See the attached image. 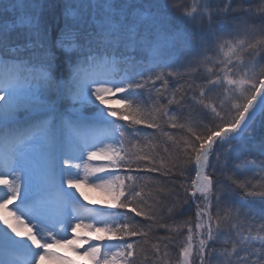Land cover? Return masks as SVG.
<instances>
[{
  "label": "snow or ice",
  "instance_id": "6c2138e0",
  "mask_svg": "<svg viewBox=\"0 0 264 264\" xmlns=\"http://www.w3.org/2000/svg\"><path fill=\"white\" fill-rule=\"evenodd\" d=\"M208 64L224 68L201 72ZM118 97L120 106H112ZM0 101V264H43L45 257L75 264L53 248L79 250L81 237L68 236L81 228L116 242L104 251L88 244L82 254L95 264L116 257L133 264L132 238L147 244L154 228L137 218L157 219L144 198L154 181L142 179L153 173L167 179V191H156L171 199L169 219L197 208L198 247L189 227L183 264L193 256L197 264H264V135L254 136L257 121L264 127V0H0ZM172 105L184 123L169 115ZM161 119L185 135L163 131ZM140 125L170 140L172 151L153 154L147 136L149 151L140 148ZM97 129L118 147L89 144ZM126 132L135 151L124 147ZM95 160L105 163L93 167ZM112 166L135 172L132 183L117 177L113 186ZM188 171L195 178L184 183ZM89 176L115 204L84 203L80 187ZM244 197L259 198L260 208ZM172 239L159 238L165 248ZM151 247L160 264V245Z\"/></svg>",
  "mask_w": 264,
  "mask_h": 264
},
{
  "label": "trees",
  "instance_id": "16d2710c",
  "mask_svg": "<svg viewBox=\"0 0 264 264\" xmlns=\"http://www.w3.org/2000/svg\"><path fill=\"white\" fill-rule=\"evenodd\" d=\"M228 39H231V37H227ZM240 38H244V37H240ZM235 42V41H233ZM226 52V49L224 50ZM251 51V50H249ZM211 55L213 56L214 59L217 60H225V56L223 54V52H218V51H213L211 53ZM244 59L245 60H249L250 57L248 55V52L244 53ZM235 62V61H234ZM229 67H231L229 65ZM206 68H212L213 71L215 72H219L220 68H224V65L221 64L220 68L215 67L213 64H208L206 67H201V72H204L206 70ZM223 74V73H222ZM193 79H195V77H193ZM200 81L197 80V83H199ZM171 83V82H170ZM181 84L184 83L183 80L180 81ZM157 87H159V82H157ZM172 87H175V85H172ZM193 95V93L191 91H187V97H191ZM186 97V99H187ZM179 94H177V99H179ZM223 98V97H221ZM167 100L168 98H162L160 100V103L162 104H167ZM188 107H195V105H189ZM175 114L178 119H177V123H184V120L182 118L181 113L176 112L175 110V105L170 106V110H169V115H173ZM234 114V113H233ZM161 124L163 126V131L165 132H170L171 135L173 137H175L176 139H179L180 137L184 136L185 133L184 131H182L179 128L176 129H172L170 124L166 123V121L164 119H161ZM126 122L123 121H118V126L120 127L121 125L125 124ZM138 129H144V131L140 132V141H139V147L143 148L145 151H149L148 148V140L151 141L152 145H155L156 148L153 150V154L159 153L160 156H165L166 154L163 152L162 147L163 146H167L169 148V151H172V144L170 140H166L165 137H163L162 135H160V133H158L156 130L153 129H147L146 126L140 125L137 126ZM261 135H264V127H261L260 122L257 121V124L254 126V136L255 138L258 140ZM148 137V140L144 139V137ZM125 141L127 144V149H130L131 151H135V147H133V145H135L136 141L133 138L131 133L126 132V136H125ZM159 162V161H157ZM119 170H121L123 172V174H126V180H125V184H130L132 183L130 180L127 179V177L129 175H136L135 172H131L129 173L127 168H119ZM195 178V173L192 171H188L185 173V179H184V183H188L190 182L191 179ZM142 179L144 181L147 180H152L154 181L153 184L148 185L147 187H145L144 192H145V200L147 201V204L145 206V210L148 211L150 207L155 206V210L157 212V219L155 221H144L143 217H138L136 222H143L141 224V226L143 227L144 224H152L154 225L153 231L149 232V236L145 237L144 239L148 240L149 243L144 244L143 240H141L140 238H132V240L137 241V256H136V260L133 261V264H153V262L155 261V256L153 255V251H152V244H159L160 248H161V253L160 255L163 257V261L160 262V264H183L182 261V257L180 256V248L185 246L187 244V236H188V228L191 227V233H192V243L194 246V250L195 248L198 247V240H199V234H198V228H197V217H196V212H197V208L195 207V205H193L191 208H189L187 211L184 212V214L182 216H176L173 219H169L168 218V207L171 206V199L168 198L166 195H162V194H158L156 189L160 188V187H165V185L167 184V179L166 178H162L159 174L153 173V174H149V175H144L142 177ZM141 181L138 180L137 183H140ZM137 191H139V188L137 189ZM167 191V188L165 187V192ZM181 194V199H187L188 197L183 193V189H179L178 190ZM151 193V195H148V193ZM245 201L252 207V209L258 210L260 208V201L259 198H250V197H244ZM199 203L201 204V207H203V202L199 201ZM125 210H122L120 212H123ZM213 216H215V206H213ZM188 221V224H185L184 222ZM260 219L258 217L257 220V225L259 226L260 223ZM167 225L168 228L172 229L171 232L166 231L164 228H156L155 225ZM180 225V232L177 233L175 231L176 226ZM240 227H247L246 225L241 226L238 225V229ZM145 231H147L148 229L145 228ZM165 236H172L173 239L171 240V242H168V247L165 248L164 247V242H161L159 240L160 237H165ZM144 247L145 252L143 255H141L140 253V247ZM164 253H167V255L165 256ZM147 257L148 259L145 260L144 257ZM192 264H197V261L195 259V256H193L192 258Z\"/></svg>",
  "mask_w": 264,
  "mask_h": 264
},
{
  "label": "rangeland",
  "instance_id": "374dc122",
  "mask_svg": "<svg viewBox=\"0 0 264 264\" xmlns=\"http://www.w3.org/2000/svg\"><path fill=\"white\" fill-rule=\"evenodd\" d=\"M119 99L120 97H118L116 100H113L111 102L112 106L119 107L120 106ZM0 103L2 104L3 101H0ZM85 114L91 115V111L86 109ZM117 127H119L118 124H117ZM105 135H106V132L104 129H97V131L92 136H90L89 144L98 145L100 148H106L109 145H111L114 148L118 147V145H116L114 141L106 140ZM101 140H103L104 143H100ZM124 147L127 149L126 141H125ZM87 150H96V148L92 147ZM0 151H2V149H0ZM86 160H87V156L85 152V161ZM73 163H81V161L77 160V161H73ZM103 163H105V161L95 160L91 162V165L95 167ZM109 171L113 173L112 176L108 177V179H111L113 181V186H115V184L118 183L117 177L119 178V180H122L125 183L126 174L125 173L123 174V172L119 170V168L112 166L109 168ZM100 175H103V174L101 173ZM9 179H11V177H9ZM80 191H82L84 196L87 197V200L84 201V203L88 204L89 208L99 209L102 207H108L109 205L116 203L114 194L112 192L106 191L103 188L95 187L91 176H89V179L87 180V182L81 183ZM14 203H18V201ZM9 210H14L12 205H9ZM112 211L115 212L117 210L112 209ZM119 211H122V210H119ZM89 222L91 221H88V220L85 221V223H89ZM97 227H100V225L98 224ZM199 233H200V229H198V234ZM72 235H78L81 237V240L77 242L78 244H81V247L79 248V250L74 249L71 246L65 245V246L54 247L53 251L58 253L60 256L70 258L72 261L75 262V264H95V261H93L91 257L84 256L82 254L83 250L88 247L89 243H99L101 245L102 251L105 250L106 245L108 244L115 245L116 243L115 241H110L107 239V237L110 236L111 234L105 233V232H95L92 229H84V228L78 229L76 233L70 234L68 236V239H71ZM89 235H91L93 239L85 243L84 239L87 238ZM101 235L106 237L104 241H96L94 239L95 236H101ZM112 250L115 251V248H113ZM43 264H64V262L58 259L57 257H45ZM114 264H127V261L123 260L120 257H116Z\"/></svg>",
  "mask_w": 264,
  "mask_h": 264
},
{
  "label": "bare ground",
  "instance_id": "6f19581e",
  "mask_svg": "<svg viewBox=\"0 0 264 264\" xmlns=\"http://www.w3.org/2000/svg\"><path fill=\"white\" fill-rule=\"evenodd\" d=\"M1 104V103H0Z\"/></svg>",
  "mask_w": 264,
  "mask_h": 264
}]
</instances>
